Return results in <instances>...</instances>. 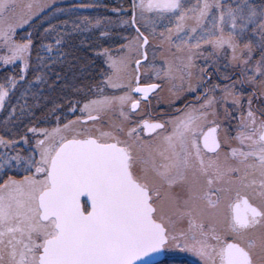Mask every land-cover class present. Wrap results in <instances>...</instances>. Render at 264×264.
<instances>
[{
	"label": "snow or ice",
	"instance_id": "obj_1",
	"mask_svg": "<svg viewBox=\"0 0 264 264\" xmlns=\"http://www.w3.org/2000/svg\"><path fill=\"white\" fill-rule=\"evenodd\" d=\"M98 7L0 0V264H264V0Z\"/></svg>",
	"mask_w": 264,
	"mask_h": 264
},
{
	"label": "rangeland",
	"instance_id": "obj_2",
	"mask_svg": "<svg viewBox=\"0 0 264 264\" xmlns=\"http://www.w3.org/2000/svg\"><path fill=\"white\" fill-rule=\"evenodd\" d=\"M57 4H59L62 7H67L75 3H94L101 5V7L98 8H93V9H87L82 11V15H87V16H98L103 18L104 16H111L113 20L116 19L115 14L111 11L112 8L116 7L119 3L123 2V0H56ZM192 2H195V0H192ZM257 3L260 2V0H256ZM103 5H107L108 7H102ZM122 31V34L127 36V35H132L133 33L131 32L130 29L128 30H122V29H113L111 30L112 34V39L107 41V42H100L103 47H107V45H111L118 48L119 47V42L120 40V33ZM24 34V30L20 31V35ZM99 61V60H98ZM100 63V61H99ZM97 63V64H99ZM10 69L12 72L15 71L14 67L9 66L7 69L3 66L0 65V82L3 81V78L5 75H10V73H5L6 70ZM12 74V73H11ZM4 75V76H3ZM4 118V114L0 113V121H2ZM42 126H49V125H42ZM0 134H3L0 132Z\"/></svg>",
	"mask_w": 264,
	"mask_h": 264
},
{
	"label": "trees",
	"instance_id": "obj_3",
	"mask_svg": "<svg viewBox=\"0 0 264 264\" xmlns=\"http://www.w3.org/2000/svg\"><path fill=\"white\" fill-rule=\"evenodd\" d=\"M110 46H111L113 49H115V48H116V47L112 46V44H111V45H109V46L107 45V47H110ZM97 63H99V61H98V60H97ZM5 73H7V74H8V73H10V74H11V73H13V72H12L10 69H8V70H6V71H5ZM3 76H4V75H3Z\"/></svg>",
	"mask_w": 264,
	"mask_h": 264
}]
</instances>
